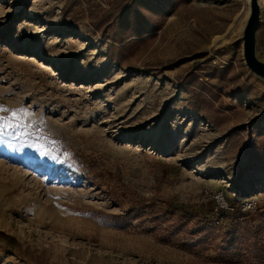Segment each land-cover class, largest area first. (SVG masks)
<instances>
[{
  "label": "rangeland",
  "instance_id": "374dc122",
  "mask_svg": "<svg viewBox=\"0 0 264 264\" xmlns=\"http://www.w3.org/2000/svg\"><path fill=\"white\" fill-rule=\"evenodd\" d=\"M248 14L249 0H0V264H264Z\"/></svg>",
  "mask_w": 264,
  "mask_h": 264
},
{
  "label": "water",
  "instance_id": "95a60500",
  "mask_svg": "<svg viewBox=\"0 0 264 264\" xmlns=\"http://www.w3.org/2000/svg\"><path fill=\"white\" fill-rule=\"evenodd\" d=\"M261 8L258 0H249V14L242 31L243 60L247 69L264 81V63L257 56V33L260 26Z\"/></svg>",
  "mask_w": 264,
  "mask_h": 264
},
{
  "label": "built area",
  "instance_id": "2783aa9c",
  "mask_svg": "<svg viewBox=\"0 0 264 264\" xmlns=\"http://www.w3.org/2000/svg\"><path fill=\"white\" fill-rule=\"evenodd\" d=\"M215 202L217 203V207L219 209H229L227 202L225 201L224 197L222 195H217L215 196ZM253 207L251 205H248L246 208H243V211H249L251 210Z\"/></svg>",
  "mask_w": 264,
  "mask_h": 264
},
{
  "label": "bare ground",
  "instance_id": "6f19581e",
  "mask_svg": "<svg viewBox=\"0 0 264 264\" xmlns=\"http://www.w3.org/2000/svg\"><path fill=\"white\" fill-rule=\"evenodd\" d=\"M263 0H258V4H259V6H262V4H263ZM247 9V8H246ZM240 25H241V23H237V22H235V24H233L231 27H232V29L233 28H235V30H238L239 28H240ZM231 30V29H230ZM230 33V32H229ZM233 34V33H232ZM224 37V36H223ZM219 39V38H218Z\"/></svg>",
  "mask_w": 264,
  "mask_h": 264
},
{
  "label": "snow or ice",
  "instance_id": "6c2138e0",
  "mask_svg": "<svg viewBox=\"0 0 264 264\" xmlns=\"http://www.w3.org/2000/svg\"><path fill=\"white\" fill-rule=\"evenodd\" d=\"M0 119H2V117H0Z\"/></svg>",
  "mask_w": 264,
  "mask_h": 264
}]
</instances>
